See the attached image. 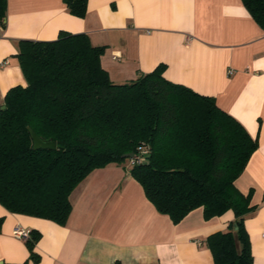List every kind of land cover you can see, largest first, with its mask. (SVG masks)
<instances>
[{
	"label": "trees",
	"instance_id": "trees-1",
	"mask_svg": "<svg viewBox=\"0 0 264 264\" xmlns=\"http://www.w3.org/2000/svg\"><path fill=\"white\" fill-rule=\"evenodd\" d=\"M63 2L86 18L89 0ZM242 2L264 30V0ZM7 12L8 0H0V36ZM105 51L88 35L68 32L19 42L27 86L12 88L0 107V204L64 226L73 191L93 171L124 164L133 153L143 160L130 173L160 214L176 225L198 208L207 221L232 211L235 220L210 235L207 247L215 264H255L245 226L255 211L253 191L245 195L235 182L258 141L214 98L165 79L164 64L114 83L101 63ZM29 128L56 149L34 150ZM40 237L31 231L25 239L34 262Z\"/></svg>",
	"mask_w": 264,
	"mask_h": 264
},
{
	"label": "crops",
	"instance_id": "crops-1",
	"mask_svg": "<svg viewBox=\"0 0 264 264\" xmlns=\"http://www.w3.org/2000/svg\"><path fill=\"white\" fill-rule=\"evenodd\" d=\"M86 34L105 47L101 59L116 84L166 66L168 81L212 97L246 129L258 149L235 185L253 191L245 226L255 264H264V30L242 0H89L86 18L63 0H8L0 36V107L27 81L21 40ZM130 162L93 171L72 193L66 225L15 214L0 204V264H215L207 238L225 232L232 211L207 221L203 208L174 224L147 199ZM17 229L41 235L30 259Z\"/></svg>",
	"mask_w": 264,
	"mask_h": 264
},
{
	"label": "water",
	"instance_id": "water-1",
	"mask_svg": "<svg viewBox=\"0 0 264 264\" xmlns=\"http://www.w3.org/2000/svg\"><path fill=\"white\" fill-rule=\"evenodd\" d=\"M29 132L31 134V137L34 143V147H33L34 150H46V149L55 150L56 149V142L43 141L41 138L37 136V134L31 128H29ZM133 156L134 154L131 153V154L125 155L124 157L129 159V158H132Z\"/></svg>",
	"mask_w": 264,
	"mask_h": 264
},
{
	"label": "built area",
	"instance_id": "built-area-1",
	"mask_svg": "<svg viewBox=\"0 0 264 264\" xmlns=\"http://www.w3.org/2000/svg\"><path fill=\"white\" fill-rule=\"evenodd\" d=\"M143 154H146V151L145 152H143ZM143 160V158H141V157H132L131 159H130V166L132 167V166H134V165H136V164H138V163H140L141 161ZM29 234L30 233H28V232H26V231H23V230H20V229H17L16 231H15V235L16 236H18V237H20V238H27L28 236H29Z\"/></svg>",
	"mask_w": 264,
	"mask_h": 264
}]
</instances>
